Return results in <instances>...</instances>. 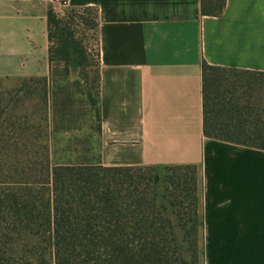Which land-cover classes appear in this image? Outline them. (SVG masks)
Returning <instances> with one entry per match:
<instances>
[{
	"label": "crops",
	"instance_id": "crops-1",
	"mask_svg": "<svg viewBox=\"0 0 264 264\" xmlns=\"http://www.w3.org/2000/svg\"><path fill=\"white\" fill-rule=\"evenodd\" d=\"M58 5L0 0V78L54 85L47 11ZM64 6L96 10L98 61L86 95L98 162L197 166L204 264H264V151L204 136L201 69L204 61L264 73V0H225L219 16L202 15L200 0Z\"/></svg>",
	"mask_w": 264,
	"mask_h": 264
},
{
	"label": "trees",
	"instance_id": "trees-1",
	"mask_svg": "<svg viewBox=\"0 0 264 264\" xmlns=\"http://www.w3.org/2000/svg\"><path fill=\"white\" fill-rule=\"evenodd\" d=\"M224 5L200 0V13L219 16ZM69 10L65 17L47 11L51 68L54 62L83 66L86 51L72 28L74 17L97 37L95 9L91 19L76 13L89 7ZM201 69L204 136L264 151V73L204 61ZM16 112L15 105L0 107V264L15 258L28 264H204L197 166L52 163L44 129L36 137L16 136L33 128ZM159 168L171 173L161 175Z\"/></svg>",
	"mask_w": 264,
	"mask_h": 264
},
{
	"label": "rangeland",
	"instance_id": "rangeland-1",
	"mask_svg": "<svg viewBox=\"0 0 264 264\" xmlns=\"http://www.w3.org/2000/svg\"><path fill=\"white\" fill-rule=\"evenodd\" d=\"M69 9L58 5L56 11L65 17L70 13ZM76 13L91 19L94 8L89 7L87 12L78 10ZM74 19L76 20L72 23V28L86 51L83 66L65 67L64 64L54 62L52 64L54 85L49 87L38 78H0V107L17 106L16 116H19L21 120L23 117H28L33 126L30 134L18 133L16 136L36 137L39 131L44 129V133L42 132L40 136L46 135L51 141L49 153L52 163L98 161L94 147L97 127L86 95L87 92L93 93L98 61L96 35L89 23L84 25L78 17ZM69 71L72 72L69 73ZM228 76L234 75L229 72ZM239 92L240 90L238 94L241 95ZM159 173L167 175L171 171L159 168ZM201 245L199 241L197 250L200 259ZM9 249L17 250V245H11ZM185 251L183 250V254L185 258H188L189 254ZM44 259L47 261L48 256L45 255ZM10 264L28 263L15 258L10 261Z\"/></svg>",
	"mask_w": 264,
	"mask_h": 264
},
{
	"label": "built area",
	"instance_id": "built-area-1",
	"mask_svg": "<svg viewBox=\"0 0 264 264\" xmlns=\"http://www.w3.org/2000/svg\"><path fill=\"white\" fill-rule=\"evenodd\" d=\"M67 1L68 0H60V4L64 6L67 3Z\"/></svg>",
	"mask_w": 264,
	"mask_h": 264
}]
</instances>
